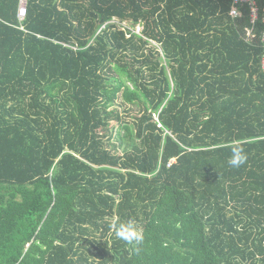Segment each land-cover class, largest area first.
<instances>
[{
  "label": "trees",
  "instance_id": "1",
  "mask_svg": "<svg viewBox=\"0 0 264 264\" xmlns=\"http://www.w3.org/2000/svg\"><path fill=\"white\" fill-rule=\"evenodd\" d=\"M230 4L0 0V264H264V24Z\"/></svg>",
  "mask_w": 264,
  "mask_h": 264
},
{
  "label": "clouds",
  "instance_id": "2",
  "mask_svg": "<svg viewBox=\"0 0 264 264\" xmlns=\"http://www.w3.org/2000/svg\"><path fill=\"white\" fill-rule=\"evenodd\" d=\"M232 155L229 157L227 163L231 167H240L247 161V155L239 143H233L231 147ZM112 227L115 229L114 235L119 240L130 245H140L144 240L143 230L137 223L129 219L124 222H114Z\"/></svg>",
  "mask_w": 264,
  "mask_h": 264
},
{
  "label": "built area",
  "instance_id": "3",
  "mask_svg": "<svg viewBox=\"0 0 264 264\" xmlns=\"http://www.w3.org/2000/svg\"><path fill=\"white\" fill-rule=\"evenodd\" d=\"M246 6L250 12V24L251 28L246 30V37L252 38L253 36V27L255 23L259 20L264 24V9L262 10V13L260 14L256 5L255 0H231L230 9H229V16L232 19L238 18L241 16V12L239 10V7ZM26 10L25 5L22 4L19 6L18 9V18L22 20L25 17ZM260 42L262 44V47L264 49V31L262 32L260 36ZM260 68L262 72L264 73V51L260 60Z\"/></svg>",
  "mask_w": 264,
  "mask_h": 264
},
{
  "label": "rangeland",
  "instance_id": "4",
  "mask_svg": "<svg viewBox=\"0 0 264 264\" xmlns=\"http://www.w3.org/2000/svg\"><path fill=\"white\" fill-rule=\"evenodd\" d=\"M23 6L25 5V2L24 1H22V3H21ZM113 22H116V21H113ZM126 26V24L125 23H123V24H121V28H123V27H125ZM140 30H141V28L140 27H137L136 29H135V32L136 33H140ZM172 161H174V160H172Z\"/></svg>",
  "mask_w": 264,
  "mask_h": 264
}]
</instances>
